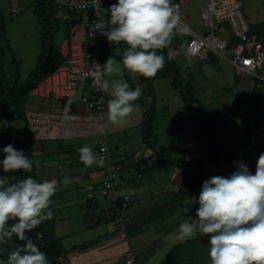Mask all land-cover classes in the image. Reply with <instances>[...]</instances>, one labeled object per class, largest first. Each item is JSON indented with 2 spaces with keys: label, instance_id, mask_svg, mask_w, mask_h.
I'll return each instance as SVG.
<instances>
[{
  "label": "rangeland",
  "instance_id": "1",
  "mask_svg": "<svg viewBox=\"0 0 264 264\" xmlns=\"http://www.w3.org/2000/svg\"><path fill=\"white\" fill-rule=\"evenodd\" d=\"M51 1V7L47 1L48 4L39 9L38 13L36 11L39 8L37 3L34 1H24L20 4V11L15 14L12 12L10 0H0V22L4 23V30L1 34L8 41L10 48L8 52L13 53L14 58L19 63V78L21 83L29 80L30 74L41 63V54L43 53L41 34L43 27L40 24L47 23L46 31L49 34V39L46 41V45L54 44L55 48H57L56 46H60L65 37V30L70 22L65 16V12L59 8V2L63 0ZM242 1L243 14L252 12L253 17L260 24L258 26H250L252 36L264 40V0ZM206 7V0H190L183 7L181 22L199 33L204 32V21L202 20L201 11ZM56 19L57 21H55ZM173 39L174 44L176 43L175 49H173L170 43L167 48L157 50V54L168 52L171 56H175L177 64L180 67V81L183 83L185 81L188 82L192 90V97L203 103L204 108L199 117L195 114L196 110L192 102H185L182 99L180 90L172 86L173 75L166 73L164 65L154 77L148 80L145 79L144 83H139V85L135 82L139 74H136L135 77L131 75L129 85L131 87V84H136L141 88L144 102L135 101L134 104L138 105L136 110L118 125L112 124L107 119V101L112 98L110 91L107 92V137L90 136L67 140L34 141L30 149V158L35 161L33 168L41 181L52 180L56 175H62L63 178L64 176L65 178L71 177L68 175L69 167L71 166L74 167V173L79 178L82 176L87 177L90 174L86 185H83L78 180L73 182L63 178L56 180L57 191L52 197V204L58 213V222L56 224L58 223L59 225V232L68 226L66 218H72V213L75 218L81 217L83 222L86 220L85 217H91L94 213H104L101 210L102 206L110 209L111 213H113L112 204L102 196L100 191L102 182L105 179V175L101 170L108 164V161H105L103 166L93 165L86 167L79 159V149L81 147L88 146L96 152L98 143L102 139H108L114 157L118 158L122 154H127L129 158H134L141 163L146 162L148 164L153 163L155 159L159 158L163 165L161 168L162 173L156 174V170L151 173V169L153 168L150 167L147 175L150 173L158 178L160 174L166 173V176H170L171 179L174 175H177L175 176V180L174 178L171 180L169 177L164 179L168 182L169 189L172 191V199L169 198L167 200L170 202L172 200V207L171 205L166 207L171 212H166V215L162 214L164 215L162 216L163 219L158 218L154 222H150L151 224L146 225L138 232L141 233L143 231L136 238L131 236L136 235L135 233L130 234L129 232L128 237L129 242H131V248L136 252L139 251L141 262H144L148 258V260L153 258L151 261H158V257H165V260H168L166 254L176 244L179 245V249L169 258L172 264H210L207 236L197 231L190 239L181 240L178 238L177 233L179 232V225L182 222H197L196 199L195 196H190L181 203L176 201L174 193H178L182 184L183 170L178 169L174 172V169L170 167V162L180 163L196 170L207 180L213 176L226 177L227 175H231L240 163L239 156H244L248 159H258V145L264 146V91L256 89V91L250 92L253 79L249 75L246 76V74L237 75L234 66L221 57L211 56L209 53L204 57H194L191 59L186 57L182 51L190 40V36L187 33H177ZM126 47L122 43L118 46L111 43L110 48L103 51V65L110 57H115L120 66L118 73L105 77L109 81L110 89L112 81L128 83V71L122 64V56ZM9 57L10 54L8 53ZM9 68L10 74H15L16 67L11 68L9 66ZM147 81L152 85V92L148 89L149 84L146 83ZM83 86L84 84L81 83L78 97L83 93ZM152 97H155L156 121L153 125V136L150 139L151 146L147 148L144 144L146 142L144 139L143 113L151 106ZM66 105L67 103L57 100H40L28 97L24 104V111L40 110L50 113H65L63 110ZM79 105L77 102H73L70 105L69 113L82 111ZM13 115L15 117L18 116L17 113L13 112L12 119ZM199 118L202 121H210L220 127V138L223 146H225V151L229 152V155L237 157V159L223 157L212 161L207 158L206 144L208 133L200 128ZM17 120L13 119V121H16L12 123L13 136L14 139L23 143L25 141V133L21 122ZM2 128L3 125L0 122V148L10 143L14 147L10 135H6L2 131ZM4 158V154L0 152V160ZM18 171L14 170L4 173L0 169V176H7L10 183V180L18 175ZM75 177L74 175L73 178ZM63 180L67 182L62 183ZM165 181L162 182L166 183ZM157 187H159V192H164L163 188L165 187L163 185ZM151 191L153 192L152 185ZM129 192L132 194L133 191ZM155 196H157L156 193ZM92 197H95L101 203V209L91 204ZM161 199L164 200V196ZM69 200L72 202H68L69 204L67 205L66 201ZM156 201L158 202L160 199L156 198ZM164 203L165 200L161 202L158 208L163 207ZM132 204L130 208L132 206L137 211L142 208L139 201L135 200ZM103 216L108 217L106 213ZM104 229L116 232L112 224L108 222L105 224ZM27 234L31 239L36 237L35 230ZM72 239H76V241L84 240L79 234ZM72 239H67L64 243L68 253H71L73 248L69 245ZM137 242L140 244L136 245ZM22 243L14 237L13 242L0 246V250L5 252L4 258H7V254L11 248L16 244ZM123 246L128 247V242H125ZM140 251L143 252L141 253ZM150 252L154 254L149 256ZM65 263L69 264L67 259H65Z\"/></svg>",
  "mask_w": 264,
  "mask_h": 264
},
{
  "label": "clouds",
  "instance_id": "2",
  "mask_svg": "<svg viewBox=\"0 0 264 264\" xmlns=\"http://www.w3.org/2000/svg\"><path fill=\"white\" fill-rule=\"evenodd\" d=\"M99 4L101 0H86L85 6L93 7L99 18ZM107 12L108 20L98 19L91 31H99L117 46H127L122 64L133 77H154L165 65V56L157 54V50L167 48L177 33L188 32L187 26L181 24L180 5L174 0H117ZM91 69L93 84L110 91L112 96L107 101V119L120 124L138 107L134 102L143 95L141 88L112 81L110 89L105 77L120 71L115 57L104 65L93 64ZM72 103L70 98L63 110L68 114L65 122L71 118ZM0 152L5 156L0 160L4 173L33 170L35 161L22 150L9 144ZM79 153L86 167L104 165V156L88 146L81 147ZM56 185V180L37 181L30 176L9 183L7 176H0V246L13 242L14 237L23 242L11 248L6 259L0 258V264H50L27 233L53 218L51 198ZM197 203V222H182L179 239H190L197 231L207 236L210 264H264V153L258 157L254 174L245 163H239L231 175L205 180Z\"/></svg>",
  "mask_w": 264,
  "mask_h": 264
},
{
  "label": "built area",
  "instance_id": "3",
  "mask_svg": "<svg viewBox=\"0 0 264 264\" xmlns=\"http://www.w3.org/2000/svg\"><path fill=\"white\" fill-rule=\"evenodd\" d=\"M12 12L20 11L24 1L10 0ZM207 7L201 11L204 32L198 33L188 28L190 36L183 53L189 59L204 57L208 53L227 60L234 66L237 75H249L256 89L264 91V40L253 37L247 18L243 14L242 0H206ZM117 0H101L98 12L93 7H86V0H63L61 8L70 20V36L60 45V54L64 58L55 71L44 77L30 92L29 97L40 100H57L68 103L77 102L82 111L71 112L70 120L64 121L67 113H50L40 110L25 112L28 129L34 141L62 140L77 137H107L106 94L100 86L93 84L90 76L91 65H103V47L106 36L99 31H91L98 19L108 20L107 9ZM185 0H180V12ZM182 25L186 26L181 22ZM83 93L78 97L80 84ZM89 91V92H87ZM88 93V94H87ZM103 103H97L100 100ZM96 153L103 155L108 166L100 191L112 204L113 223L125 240L127 235V213L132 203V196L121 191L125 186L124 165L126 156L113 160L108 139H102ZM92 202H95L93 200ZM126 264H133L136 255L129 249L125 256Z\"/></svg>",
  "mask_w": 264,
  "mask_h": 264
},
{
  "label": "trees",
  "instance_id": "4",
  "mask_svg": "<svg viewBox=\"0 0 264 264\" xmlns=\"http://www.w3.org/2000/svg\"><path fill=\"white\" fill-rule=\"evenodd\" d=\"M50 3L51 7V0H36L35 3L39 5V8L36 10L38 13V10L41 9L44 5ZM180 0H174L175 3H178ZM41 16L40 14H38ZM57 21V19L55 20ZM70 22V20H69ZM58 23V22H57ZM41 27H43V32L41 34V42H42V48L43 53L41 54V63L40 66L30 74L29 80H27L25 83L20 82L19 78V63L14 58V54L10 51L8 41L3 37L1 32L4 30V23L0 22V122L3 125L2 131L6 135L9 134V126L11 127V138H13L14 148L16 150H22L25 154V156L30 158V149L31 145L34 142V139L32 138V135L28 129L26 117H25V111H24V104L26 102V99L29 97L30 92L33 90V88L48 74L55 71L61 64L64 62V58L60 54V46H56L55 48L54 44L46 45V41L49 39V34L46 31L47 23H41ZM57 28V26H56ZM70 28L71 23H69L68 27H66L65 30V36L66 38L70 36ZM109 49V41L105 40V46L103 47L104 50ZM8 53L10 54V57L8 58ZM162 54L165 56V69L166 73L169 75H173V81L172 86L175 89L180 90L182 94V98L185 102L191 103L194 105L195 108V114L199 117L201 111L203 110L204 106L203 103L198 100L194 99L192 97V90L190 87V84L185 81L183 83L180 81V67H178L176 61L173 59V57L168 52H162ZM171 57L169 59L168 57ZM9 66L11 68L16 67L15 74H10ZM129 73H127L128 75ZM144 80L147 79L143 76H141ZM149 79V78H148ZM128 83L130 82V78L128 79ZM132 88L137 87L136 84H131ZM149 88L152 90V86L150 85ZM254 92V91H253ZM152 104L147 110L143 113L144 117V139L145 142L151 146L150 139L153 136V125L156 121V108L154 105L155 97H152ZM140 103L144 102V96L142 95L140 99H138ZM13 112L17 113V117L13 115V119H18V122H21L22 129L25 133V141L21 143L20 141H17L14 139L13 131H12V123L16 122L13 121L11 118ZM199 125L202 130L208 133L207 136V144H206V155L209 160L215 161L219 158H230V159H237V157H233L229 155V152L225 151V146H223L221 138H220V132L221 129L218 125L211 123L210 121H202L201 118H199ZM254 141V140H253ZM252 141V142H253ZM11 144V143H10ZM259 155L261 153H264V146L258 145ZM240 163H245L249 170L254 174L256 170V163L257 158H250L244 156L238 157ZM171 168H178L183 170V178H182V184L180 186V189L178 193L175 194V199L177 202L181 203L186 198L190 196H195L196 199V209L199 207L197 200L199 197V194L201 192L202 183L206 180L198 171L193 170L185 165H182L180 163L170 162ZM26 176H30L37 181H41V179L38 177L37 173L35 172L34 168L31 172L25 173L23 170L18 171V175L13 179L10 180V183H15L18 180H22L26 178ZM229 176V175H227ZM226 176V177H227ZM52 200V198H51ZM51 207L53 209V218L50 220H47L43 222L40 226H38L37 229H35L36 237L33 239V242L43 251L49 261L50 264H66L65 263V256L66 253H68L62 243V237H59L56 234V221H57V211L53 208V205L51 204ZM179 249V245H175L173 250L170 251L167 256L170 258V256ZM0 258H3L0 254Z\"/></svg>",
  "mask_w": 264,
  "mask_h": 264
},
{
  "label": "crops",
  "instance_id": "5",
  "mask_svg": "<svg viewBox=\"0 0 264 264\" xmlns=\"http://www.w3.org/2000/svg\"><path fill=\"white\" fill-rule=\"evenodd\" d=\"M189 2H190V0H185V3L182 6V10H183L184 5L189 3ZM182 10H181V12H182ZM245 16L247 17V20H248L250 26L260 25L259 21L253 17L252 12L249 14L248 13L245 14ZM189 28L196 31L195 29H193L191 27H189ZM196 32H198V31H196ZM65 38H66V36L63 38L62 42L64 41ZM62 42L60 43V45L62 44ZM170 43L172 44L173 49H175L176 43L174 44L173 38H172ZM110 45H111V42H109V48H110ZM172 57L176 61L175 56H172ZM176 63H177V61H176ZM178 67H179V65H178ZM127 77L131 79L130 74H128ZM147 80H148V78H147ZM144 81L145 80L140 75H139V77H137L135 79V82L137 85H139V83H144ZM146 83H148L150 86V82L147 81ZM148 89L150 92H152V90L149 87H148ZM253 91H256L254 81H253V84H252L251 89H250V92H253ZM144 144L147 146V148L150 146V145H147L146 143H144ZM111 151H112V156H113V150L111 149ZM122 155L126 156V161H125L124 172H123L124 179H125V186H123L121 188V191L125 192V193H129L131 196L133 195L132 197H134V198H132V200H133L132 202H134L136 200V201H139L142 205V208H140L138 211L133 209L131 206V208H130L131 210L129 209V211L127 213V216H128L127 235H129V232H130V234L135 233L136 235H131V236L133 238H136V236L141 234L143 231L141 233H138V232L141 229H143L146 225L151 224L150 222H152V221L154 222L158 218L163 219L162 216H164V215H162V214L166 215L167 214L166 212H168V213L171 212V210L169 211L168 208H166V207H168L170 205L172 207V200H171V202L167 201V200H169V198L172 199L171 198L172 197V194H171L172 191L169 189L168 182L164 180V179H166V177H169V179H171V177L166 176V173L160 174V176L158 178L155 177L154 175H151L150 173L147 175V172L150 169V167L153 168V169H151L152 170L151 173H153L154 170H156V172H157L156 174L162 173L161 168L163 167V165H162L161 161L159 160V158L155 159V161H153V163L148 164L146 162L141 163L140 161H138L137 159H134V158H129L127 154H122ZM122 155H120V156H122ZM79 159H80V156H79ZM113 159H117V157L113 156ZM107 166H108V164L105 167H103V169L101 170V172H103L104 175H106L105 171L107 169ZM69 168H70V170L68 171V175L71 177L65 178V176H64V178H63L62 175L61 176L56 175L55 178H53L52 180H57L59 178L67 179V181L71 180L72 182L75 180H78V181H81L83 185H86V181H88V177L90 174H88L87 177L82 176L81 178H79L78 175L74 173V167L71 166ZM173 169H174V172H176L178 170V168H173ZM74 175L76 176L75 178H73ZM175 176H177V175L173 176L174 180L176 178ZM173 178L171 180H173ZM48 180H50V179H48ZM161 180L165 181L166 183L162 182ZM67 181L63 180L62 183H66ZM151 185H152L153 192L151 191ZM161 185H163L165 187V188H163L164 192L161 191L162 193L158 191L159 187H157V186H161ZM129 191H133L132 194ZM155 193L157 196H155ZM162 196H164L165 203H164L163 207L161 206V208H158L159 205L161 204V202L164 201L161 199ZM156 198L160 199V201L157 202ZM91 199H92L91 204L98 206L101 209V207H100L101 203L95 197H92ZM93 200H95V202H92ZM68 202L71 203L72 201L71 200L66 201L67 205L69 204ZM74 203H73V205H74ZM94 209H97V208H94ZM132 209H133V211H132ZM101 210L104 213H106L108 215V217H104L103 216L104 213L97 212V213H94L91 217H85L86 220L83 222L81 217L75 218L74 214L72 213V215H71L72 218H70V217L66 218V223L68 226L64 227L61 232H59L60 228H59L58 223L56 224V234L59 237H62V243H63L64 248H65V245H64L65 241L67 239L71 240L72 238H75V236L78 234L80 236H82V239H84L81 241H76V239H72V241H70L69 245L72 246L73 248L71 250V253H66V256H65V259L68 260L69 264H126L123 260L124 256L129 249H132L131 248V242H129V237L127 240H125L123 238L122 234L116 230L117 228L114 226V223H113L114 215H113V213H111L110 209L102 206ZM112 211H113V209H112ZM160 211H163V212L158 213ZM164 218H166V217H164ZM56 222H58V219ZM107 222L112 224V226L116 232H112L110 230L107 231L106 229H104L105 224ZM33 239L34 238H32V240ZM124 241L128 242V247L123 246V244L125 243ZM139 244L140 243L137 242L136 245H139ZM135 248H136V246H135ZM173 248H174V246L172 248H170V250H168L167 254L170 251H172ZM133 252L136 255V261L133 264H172L169 260V257L167 256V254H166V258L168 260H165V257H158V261H151V260H153V258H151L150 260H148L149 259L148 258L144 262H141V260H140L141 257L139 255V251L136 252L135 250H133ZM140 252L142 253L143 251H140ZM0 254L4 258L5 252L3 250H0ZM152 254H154V253L150 252L149 256Z\"/></svg>",
  "mask_w": 264,
  "mask_h": 264
},
{
  "label": "water",
  "instance_id": "6",
  "mask_svg": "<svg viewBox=\"0 0 264 264\" xmlns=\"http://www.w3.org/2000/svg\"><path fill=\"white\" fill-rule=\"evenodd\" d=\"M9 135H10V137H11V127L9 126ZM11 140H12V138H11ZM13 141V140H12ZM16 148V147H15ZM17 149V148H16ZM19 150V149H18Z\"/></svg>",
  "mask_w": 264,
  "mask_h": 264
}]
</instances>
